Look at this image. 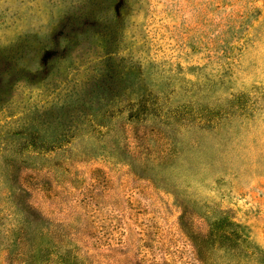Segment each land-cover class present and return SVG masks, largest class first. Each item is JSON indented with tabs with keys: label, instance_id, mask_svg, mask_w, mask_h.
<instances>
[{
	"label": "rangeland",
	"instance_id": "obj_1",
	"mask_svg": "<svg viewBox=\"0 0 264 264\" xmlns=\"http://www.w3.org/2000/svg\"><path fill=\"white\" fill-rule=\"evenodd\" d=\"M0 264H264V0H0Z\"/></svg>",
	"mask_w": 264,
	"mask_h": 264
}]
</instances>
